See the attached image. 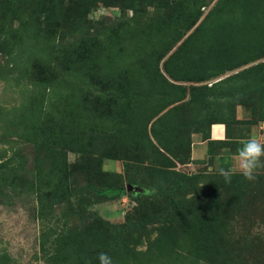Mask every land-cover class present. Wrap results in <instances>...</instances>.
<instances>
[{
	"label": "rangeland",
	"instance_id": "rangeland-1",
	"mask_svg": "<svg viewBox=\"0 0 264 264\" xmlns=\"http://www.w3.org/2000/svg\"><path fill=\"white\" fill-rule=\"evenodd\" d=\"M20 1L24 0L14 4L16 8L21 6ZM75 1L44 0L41 8L50 12L51 19L58 10L55 5L64 8L58 26L54 19L50 23L45 13L36 11L38 7L32 2L24 3L20 15L37 20L41 29L20 32L18 20L8 25L19 31L20 49L12 45L13 38L0 35V264H98L100 252H106L113 264H264V169L241 192V182L236 177L231 186L239 183L240 188L232 190L224 188L222 180L207 177L225 167L209 156L190 167L193 159L184 163L189 158L186 150L183 164L174 167L167 161L165 166H158L155 149L146 134L132 128L133 120L124 119L126 122L121 124L130 103L119 107L118 103L105 101L100 95L105 97L108 93L99 88L91 92L79 90L78 97L97 93L99 98L86 112L88 120L81 117L76 127L59 102L41 110L35 103V95L42 92L48 77L53 80L67 73V62L75 57L72 44L82 36H95L93 43L107 57L111 51L95 42L102 27H117L115 36L122 39V44L127 41L133 46L150 27L154 25L158 30L163 25L154 21L155 11L171 16L172 9L175 16L183 14L185 18L196 0H173L162 8L154 7L155 0H108L121 1L122 9L100 3L85 22L75 19L73 25L64 18L75 16L71 8ZM215 2L202 0L204 16ZM73 26H77V31ZM129 27H135L130 38ZM45 35H50V47L45 45ZM37 44L48 48L30 55L29 49ZM20 54L26 61L15 65L13 58L19 60ZM48 59L59 65L48 66ZM239 115L248 117L250 111L241 109ZM69 135L86 141L81 140L83 151L65 147L58 150L49 143H59L57 139ZM259 139L264 141V136ZM194 150L200 158L198 146ZM120 154L123 157L114 158ZM65 167V188L61 184L44 191L31 188L37 176L55 177ZM177 172L191 175L190 180L200 187L186 194L197 197L204 215L199 220L202 229L198 236L206 261L192 256L193 260H189L181 251L179 238L185 242L189 231L179 214V204L170 199L175 194L161 196L164 204L159 205L168 210L165 214L162 209L149 206L152 197L128 190V184L140 183L144 186L142 192L151 194L160 184L174 183ZM121 186L125 193L120 195L112 189L105 191ZM100 190L103 195L97 193ZM246 206L249 209L245 210Z\"/></svg>",
	"mask_w": 264,
	"mask_h": 264
},
{
	"label": "trees",
	"instance_id": "trees-1",
	"mask_svg": "<svg viewBox=\"0 0 264 264\" xmlns=\"http://www.w3.org/2000/svg\"><path fill=\"white\" fill-rule=\"evenodd\" d=\"M2 1L9 6L5 7ZM18 1L0 0V35L13 38L12 45L20 49L22 41L17 38L19 31L38 32L41 29L37 20L31 19L27 14L20 15V7L24 3L32 2L38 7L36 11L46 14L47 20L50 21L51 16L50 12L41 8L44 0L20 1L21 6L16 8L17 5L14 4ZM165 2L173 3V0H155L152 4L155 8H162ZM100 3H111L109 5L122 9L121 1L115 3L108 0H77L71 7L75 16L64 18L65 22L73 25L75 19L78 23L85 22L88 16L96 13ZM192 5L185 18L183 14L175 16L172 9L171 16L155 11L154 21L163 25L158 30L154 25L153 28L150 27L145 36L133 46L127 41L122 44V39L115 36L117 27H102L95 42L111 51L107 57L100 54L96 43H93L95 36H82L80 41L72 44L71 50L75 57L67 62L68 74L53 80L48 77L42 92L36 93L35 103L38 108L41 110L59 102L72 117L73 127H76L81 123V117L88 120L86 112L90 111L95 100L99 98L97 93H87L85 96L81 94L78 97L79 90L91 92L99 88L103 93H108L105 97L100 95L105 101L118 103L119 107L130 103V107L125 109L126 116L121 124L126 122L124 119L133 120L132 128L135 126L137 131L146 134L155 149L158 166H165L167 161L174 167L183 164L186 150L189 158L184 163H190L195 133L208 141V155L214 163L217 155L222 153L226 157L235 155L240 142L253 135V130L264 123V0H216L205 16L202 12L205 4L202 0H196ZM55 8L58 10H55L56 14H52L55 18L51 21L54 19V24L58 26L64 8L60 4L55 5ZM15 20L19 22V31L8 26ZM124 23L123 21L122 25ZM56 26L53 29L55 32L58 28ZM72 28L76 31L78 29L77 26ZM128 30L130 38L135 27H129ZM49 36L45 35V45L48 47L52 45ZM179 42L181 44L176 47ZM45 45L31 47L29 54L45 52L48 48ZM13 61L18 65L25 63L26 59L21 55L19 60L13 58ZM47 62L48 66L59 65L51 59ZM187 82L192 84H184ZM241 109H249L250 116L240 117ZM216 123H222L226 127L224 140L211 139V128ZM88 132L91 133V129ZM69 136L57 139L59 143H49L58 150L65 147L83 151V139ZM222 146L228 148L225 153L222 152ZM120 155L114 158L123 157ZM66 156L65 151V159ZM220 164L224 165L222 162ZM66 171L65 167L55 177L37 176L36 181L30 184L31 188L44 191L46 187L53 189L59 184L65 188L68 179ZM177 173L174 183L160 184L151 194L137 192L139 196L152 197L148 202L149 206L160 208L165 214L168 210L159 205L164 204L160 201L163 198L161 196L175 194L170 199L179 204V214L184 218L189 231L185 242L179 238L181 251H184L189 260H193L192 256L198 261H206L198 236V230L202 229L199 220L204 215L200 212L197 197L186 194L198 191L200 187L195 180H190L191 175ZM207 177L224 182L218 174L208 173ZM235 177L240 179L241 188L238 182L236 187L231 186L233 179L231 183L224 182V188H240L243 192L242 187L246 188L251 184L239 174L233 176ZM138 184L136 186L144 188ZM111 189L118 195L125 193L123 186L108 187L105 191ZM247 192L245 190V194ZM97 193L103 195L101 190ZM238 204L239 208L242 207L241 203ZM141 205H145V202ZM244 209L249 208L246 206Z\"/></svg>",
	"mask_w": 264,
	"mask_h": 264
},
{
	"label": "clouds",
	"instance_id": "clouds-1",
	"mask_svg": "<svg viewBox=\"0 0 264 264\" xmlns=\"http://www.w3.org/2000/svg\"><path fill=\"white\" fill-rule=\"evenodd\" d=\"M264 169V141L255 135L242 140L235 152L234 161L218 170L225 183H231L233 176L239 174L245 181H255L258 170ZM98 264H113L106 252L97 256Z\"/></svg>",
	"mask_w": 264,
	"mask_h": 264
},
{
	"label": "crops",
	"instance_id": "crops-1",
	"mask_svg": "<svg viewBox=\"0 0 264 264\" xmlns=\"http://www.w3.org/2000/svg\"><path fill=\"white\" fill-rule=\"evenodd\" d=\"M264 130V123H261L259 126H257L254 130H253V135H255L256 137L260 138V136H264V132H262ZM211 139L213 140H224L226 138V127L224 124L222 123H216L212 125L211 128ZM242 140V139H240ZM195 146H198V153L200 154V158H198L195 154ZM222 152L225 153V151H227V146H222ZM225 155V154H224ZM223 153L220 155H217L218 157L216 158L215 163L216 164H220L221 162L224 165L229 164L230 162L234 161L235 159V155H230V157H226V155L224 156ZM206 156L208 155V141L207 140H203L201 138L200 134L195 133L193 135V146H192V159L193 162H191L190 164H188L190 167H195L197 160L198 159H204L206 158ZM222 157V158H221ZM226 157V158H225ZM225 158V159H223Z\"/></svg>",
	"mask_w": 264,
	"mask_h": 264
},
{
	"label": "water",
	"instance_id": "water-1",
	"mask_svg": "<svg viewBox=\"0 0 264 264\" xmlns=\"http://www.w3.org/2000/svg\"><path fill=\"white\" fill-rule=\"evenodd\" d=\"M134 189L136 192L138 191H142L143 189L141 187L138 186H134L132 184H128V190Z\"/></svg>",
	"mask_w": 264,
	"mask_h": 264
}]
</instances>
